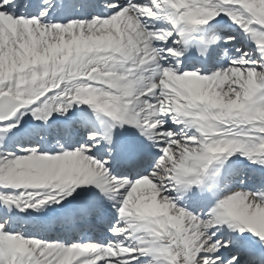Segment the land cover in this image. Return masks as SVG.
Masks as SVG:
<instances>
[{
    "label": "snow or ice",
    "instance_id": "6c2138e0",
    "mask_svg": "<svg viewBox=\"0 0 264 264\" xmlns=\"http://www.w3.org/2000/svg\"><path fill=\"white\" fill-rule=\"evenodd\" d=\"M0 264H264V0H0Z\"/></svg>",
    "mask_w": 264,
    "mask_h": 264
}]
</instances>
